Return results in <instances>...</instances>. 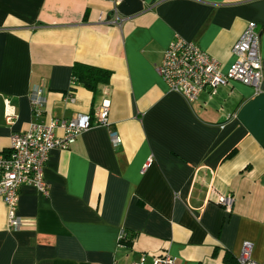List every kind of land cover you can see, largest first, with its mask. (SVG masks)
<instances>
[{
    "label": "crops",
    "instance_id": "0c3cea01",
    "mask_svg": "<svg viewBox=\"0 0 264 264\" xmlns=\"http://www.w3.org/2000/svg\"><path fill=\"white\" fill-rule=\"evenodd\" d=\"M111 9L112 0H0V152L32 121L33 86L45 121L108 105V125L51 149L47 194L20 187L19 229L0 197V264L130 263L140 253L236 264L243 241L264 264V81L260 93L233 80L189 103L155 70L175 34L226 70L249 21L264 61V0H123L120 28L97 23ZM76 62L110 70L109 81L71 90ZM226 194L229 209L218 203Z\"/></svg>",
    "mask_w": 264,
    "mask_h": 264
},
{
    "label": "built area",
    "instance_id": "2783aa9c",
    "mask_svg": "<svg viewBox=\"0 0 264 264\" xmlns=\"http://www.w3.org/2000/svg\"><path fill=\"white\" fill-rule=\"evenodd\" d=\"M123 0H112L110 17L102 14L97 23L121 27L127 17L120 13L118 6ZM254 21L247 22L239 38L231 47L233 61L226 70L221 68L218 60L211 57L195 42L175 34L163 52L162 60L155 66L156 72L167 84L170 91L183 96L189 103L197 99L199 93L208 89L215 93L217 88L230 81H239L253 89L254 93L262 91L264 81V61L260 56L259 34ZM33 119L26 129L12 133L7 151L0 152V197L8 209V226L19 229L22 218L17 214L19 190L22 185L30 184L44 194L48 193V185L44 179V166L53 148L68 149L77 137L94 125H108V105L104 103L94 116L88 113H75L69 119L60 121L42 119L43 106L46 102L43 89L33 86L29 93ZM17 115L7 105L5 121L12 124ZM61 128L63 133L56 134ZM111 141L118 145L121 141L116 131H110ZM152 161L149 157L144 163V171ZM233 202L232 195H220L218 203L226 209ZM125 232L119 233V245ZM250 241H243L236 264H259L252 254ZM149 259V260H148ZM112 264H176V258L165 253L160 256H149L140 253L130 263L113 261Z\"/></svg>",
    "mask_w": 264,
    "mask_h": 264
},
{
    "label": "trees",
    "instance_id": "16d2710c",
    "mask_svg": "<svg viewBox=\"0 0 264 264\" xmlns=\"http://www.w3.org/2000/svg\"><path fill=\"white\" fill-rule=\"evenodd\" d=\"M110 76L111 71L106 68L76 62L71 70V90L75 88V84H80L94 91L98 84L107 83ZM124 240L125 238L122 239V242Z\"/></svg>",
    "mask_w": 264,
    "mask_h": 264
}]
</instances>
